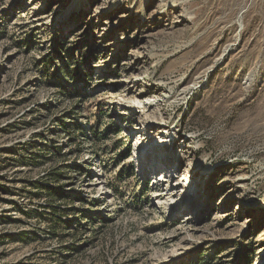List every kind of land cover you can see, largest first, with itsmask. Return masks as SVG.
Returning <instances> with one entry per match:
<instances>
[{
	"label": "rangeland",
	"instance_id": "rangeland-1",
	"mask_svg": "<svg viewBox=\"0 0 264 264\" xmlns=\"http://www.w3.org/2000/svg\"><path fill=\"white\" fill-rule=\"evenodd\" d=\"M75 4L0 0V264H264V0Z\"/></svg>",
	"mask_w": 264,
	"mask_h": 264
},
{
	"label": "trees",
	"instance_id": "trees-1",
	"mask_svg": "<svg viewBox=\"0 0 264 264\" xmlns=\"http://www.w3.org/2000/svg\"><path fill=\"white\" fill-rule=\"evenodd\" d=\"M49 194V193H48ZM50 195V194H49ZM60 222V227L59 228H62V229H65V231H63V233H62V235L61 236H63V239H65V238H68V237H72V236H74L72 233H70V232H68V228H66V227H64V225L63 224H67V222H63V221H59ZM66 224H65V226H66ZM68 227V226H67ZM86 230V229H85ZM69 251V250H68ZM70 251H71V249H70ZM69 251V252H70Z\"/></svg>",
	"mask_w": 264,
	"mask_h": 264
},
{
	"label": "bare ground",
	"instance_id": "bare-ground-1",
	"mask_svg": "<svg viewBox=\"0 0 264 264\" xmlns=\"http://www.w3.org/2000/svg\"><path fill=\"white\" fill-rule=\"evenodd\" d=\"M81 3H82V0H76L75 8L78 7V5ZM263 255H264V253H261V256H263ZM259 261H260V258L256 261V264H258Z\"/></svg>",
	"mask_w": 264,
	"mask_h": 264
}]
</instances>
